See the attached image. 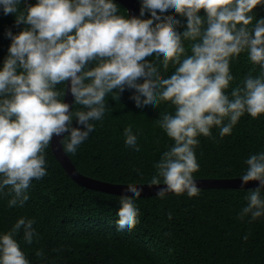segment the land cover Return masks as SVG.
<instances>
[{"label":"clouds","instance_id":"obj_1","mask_svg":"<svg viewBox=\"0 0 264 264\" xmlns=\"http://www.w3.org/2000/svg\"><path fill=\"white\" fill-rule=\"evenodd\" d=\"M264 0H142L139 16L145 10L151 18L125 17L113 0H37L20 9L21 0H0L5 15L13 14L15 24L25 25L17 34L10 30L8 55L0 67V191L11 186L9 207L29 199L31 182L45 175L44 151L53 137L68 134L64 151L75 154L94 131L90 121L101 120L106 112L105 98L114 99L126 89L136 108L171 102L174 114L165 113L158 121L174 146L155 165L150 181L163 185L156 195L199 194L193 174L199 171L195 147L197 137H209L213 126L221 137L231 134L242 115L264 114V72L248 76L244 86L225 94L233 76L230 60L247 50L250 60L264 69V18L256 20L252 10ZM173 9L186 17V30H176L179 21L163 15ZM203 10L205 16L199 15ZM159 13V14H158ZM193 41L186 55L184 41ZM162 57L166 70L178 64L175 72L162 78L157 67L145 58ZM183 57V59H181ZM92 64L91 68L88 65ZM70 82L68 92L74 103L86 110L75 112L81 127H72V106L61 97L57 85ZM142 81V82H138ZM225 118L228 123L224 124ZM125 145L139 151L137 136L129 125L124 130ZM242 184L258 181L249 191L248 204L239 217L253 220L264 216V152L250 155ZM132 195H122L116 215L118 230H133L139 224L134 201L141 189L129 186ZM171 218V214H169ZM34 221L19 218L12 229L0 235V264H29L15 236L23 230L31 243L36 235ZM247 239V236L244 237Z\"/></svg>","mask_w":264,"mask_h":264},{"label":"trees","instance_id":"obj_2","mask_svg":"<svg viewBox=\"0 0 264 264\" xmlns=\"http://www.w3.org/2000/svg\"><path fill=\"white\" fill-rule=\"evenodd\" d=\"M138 1L141 5L142 0ZM36 2L27 0L28 4ZM113 2L118 6V14L127 17L125 6L117 0ZM19 7H25L24 0ZM250 14L254 17L251 28L256 20L264 18V3ZM163 15H173L179 21V33L186 30V17L173 9ZM199 15L205 16L204 11ZM139 18L151 17L145 10ZM24 27L17 26L15 16L5 15L0 8V67L11 43L5 33L10 30L15 35ZM192 43L184 41L186 55H191ZM145 59L157 67L162 78L170 77L178 67L170 62L165 70L162 57L155 55ZM229 67L233 80L225 94L230 98L231 91L242 88L248 76L256 78L264 72L250 60L247 50L231 58ZM65 87L66 82L56 89ZM133 92L126 89L118 100L113 98L115 93H109L103 118L90 121L94 131L75 154L66 152L80 173L113 183H150L157 174L155 165L175 143L158 121L165 113L174 114L175 107L171 102H161L156 107L136 108L130 99ZM79 110L86 109L73 101L72 127L82 129L74 115ZM228 122L225 118L224 124ZM129 125L137 136L139 151L125 145L124 130ZM210 132L209 137H197L199 144L194 151L199 171L193 178L241 176L249 156L264 152V114L254 119L245 113L229 135L221 137L218 126ZM68 139L65 133L63 148ZM44 155L47 175L31 182L27 189L29 199L23 206H8L14 195L11 186L0 191V235L10 231L21 217L34 221L36 235L31 243L25 242L23 230L15 236L29 264H264V216L255 220L250 214L239 217L248 204L249 191L255 188H200L193 197L186 192L166 193L163 198L156 194L140 196L134 201L140 213L139 224L131 231L118 230L116 212L122 195L75 182L50 144ZM261 198L264 199V189Z\"/></svg>","mask_w":264,"mask_h":264},{"label":"water","instance_id":"obj_3","mask_svg":"<svg viewBox=\"0 0 264 264\" xmlns=\"http://www.w3.org/2000/svg\"><path fill=\"white\" fill-rule=\"evenodd\" d=\"M122 3L128 13V17H140V8L141 5L138 0H117ZM70 82L66 81L65 92L66 95L63 97L64 102L73 105L74 98L68 92ZM64 137V136H63ZM63 137L54 136L50 142L51 150L60 164L63 166L67 174L78 184L108 193H114L118 195H132L127 191L129 186H136L141 189L140 196H151L155 195L159 188L166 187L161 183L160 186H153L150 183H113L109 181H104L96 179L87 175L80 173L74 164L72 163L70 157L64 151L62 139ZM197 187L200 188H209V187H231V188H256L259 184L258 181H250L247 184H242L240 176L230 177V178H217V177H204V178H194ZM172 193V192H168Z\"/></svg>","mask_w":264,"mask_h":264}]
</instances>
